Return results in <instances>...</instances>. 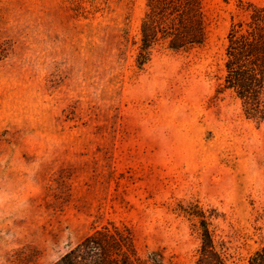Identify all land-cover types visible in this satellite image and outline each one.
<instances>
[{
    "label": "rangeland",
    "instance_id": "obj_1",
    "mask_svg": "<svg viewBox=\"0 0 264 264\" xmlns=\"http://www.w3.org/2000/svg\"><path fill=\"white\" fill-rule=\"evenodd\" d=\"M240 1L205 0L207 45L137 73L124 41L147 0H0V264H57L103 227L138 256L196 264L177 211L190 201L224 215L229 264H248L264 244V121L216 97Z\"/></svg>",
    "mask_w": 264,
    "mask_h": 264
},
{
    "label": "trees",
    "instance_id": "obj_2",
    "mask_svg": "<svg viewBox=\"0 0 264 264\" xmlns=\"http://www.w3.org/2000/svg\"><path fill=\"white\" fill-rule=\"evenodd\" d=\"M205 0H147L138 37L126 35L125 50H135L134 65L143 72L161 51L191 53L209 40ZM241 17H233L227 35L223 75L216 97L230 92L242 104L244 115L258 124L264 121V6L240 1ZM177 211L195 221L200 239L196 264H229V241L218 233L224 215L199 201L181 204ZM223 232V231H222ZM57 264H174L153 251L141 257L132 249L130 233L109 227L94 232L70 249ZM264 264V244L248 259Z\"/></svg>",
    "mask_w": 264,
    "mask_h": 264
}]
</instances>
